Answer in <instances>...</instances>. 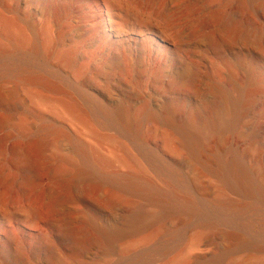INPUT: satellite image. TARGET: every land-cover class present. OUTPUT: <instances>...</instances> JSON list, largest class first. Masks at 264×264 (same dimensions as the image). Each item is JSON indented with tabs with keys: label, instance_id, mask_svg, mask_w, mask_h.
<instances>
[{
	"label": "bare ground",
	"instance_id": "6f19581e",
	"mask_svg": "<svg viewBox=\"0 0 264 264\" xmlns=\"http://www.w3.org/2000/svg\"><path fill=\"white\" fill-rule=\"evenodd\" d=\"M35 1L41 2L38 24L42 28L36 33L43 38L41 43L36 37L30 39L26 36L27 30L37 32L35 23L23 22V27L16 20L7 19L3 11H0V29L6 33L16 51L27 47L31 55L38 58L43 49L51 58L62 42V36L55 38L52 35L53 30L60 25L65 7L76 4L77 0H58L64 4L57 6L49 5L48 0ZM103 2L110 13L109 31L117 29L122 34L131 21L134 22L131 25L134 32L153 35L156 46L179 59L180 74L170 80L171 89L178 95L189 92L190 96H202L194 87L201 77L199 67L187 69L191 52L184 49L174 34L169 33L167 26L164 28L139 20L117 5V0ZM223 2L232 5V8L213 13L200 24L201 31L208 30L203 34L206 48L222 55L237 50L238 41L244 40V44L264 60V0ZM36 15H39L38 12ZM159 15L156 17L166 19L164 14ZM215 23H219L223 35L220 40L212 30ZM98 28L106 34L105 25L100 24ZM144 43L146 41L135 45L146 47ZM9 53L0 44V60L6 59ZM58 58L62 64H74L73 52H65ZM224 66L227 75L223 80L219 71L214 75L218 81L205 73V77L211 80L208 86L210 98L202 102L201 110L187 109L177 103L165 104L158 111L150 109L146 103L138 110L125 102L94 106L96 114L107 119L112 127L137 144L145 166L129 156L107 158L86 144L76 142L44 117H36L38 133L24 136L19 144L6 147V139L0 138V188L7 191L6 197L0 194V221L13 227L0 228L5 236L0 242L1 250L5 251L1 255L3 263L104 264L121 253L141 249L143 231L156 228L151 236L159 235L164 232L163 226L179 215L197 217L203 225L209 223L214 210L231 214L257 211L264 217V76L260 75L254 62L243 58L235 62L224 59ZM3 68L14 71L8 63L3 64ZM18 74L25 85L61 91L59 86L43 77L23 71H18ZM13 97L14 93L0 87V129L13 121L10 115ZM75 110V106L68 108L71 113ZM143 124L149 126V137L143 132ZM159 126L165 129L162 128L161 132ZM159 133L177 160L175 164L182 171H191L198 180L199 186L194 193L201 200L207 201L211 193L202 180L213 179L218 185V194L231 192L238 195L242 202L196 204L190 188L165 167L156 166L155 158L145 153V148L154 143ZM51 136L56 138L52 140ZM62 141L71 146L69 157H63L59 151L58 144ZM119 166L126 167L128 173L115 172ZM147 168L164 178L167 192H160L143 177ZM6 171L10 172V176L6 177ZM136 198L143 199L145 203H139ZM150 207H157L159 213L150 214ZM24 210L30 214L22 220L19 212ZM21 226L32 231L41 226L56 229L60 236L56 241L42 240L33 246L31 254L15 232ZM236 236L210 231L201 242H195L190 248L191 251L209 250L210 254H189L188 258L194 262L201 261V264H224L230 250L225 243L236 239ZM219 246L222 250L216 253L214 250ZM239 248L258 252L264 250L249 241H241Z\"/></svg>",
	"mask_w": 264,
	"mask_h": 264
},
{
	"label": "rangeland",
	"instance_id": "374dc122",
	"mask_svg": "<svg viewBox=\"0 0 264 264\" xmlns=\"http://www.w3.org/2000/svg\"><path fill=\"white\" fill-rule=\"evenodd\" d=\"M117 1V5L127 9L139 20L159 24L164 28L167 26L170 29L169 33L174 34L184 49L191 52L188 55L187 69L193 66L199 67L201 77L194 87L202 96H190L189 92L178 95L171 89L170 80L180 74L181 65L178 58L171 57L167 51L155 45L153 35L149 33L140 35L134 32L131 27L134 22L131 21L129 28L122 34H119L117 29L109 31L107 24L110 13L107 12L103 0H92L89 1L90 3L88 0H77L76 4L65 7L62 23L60 22V25L53 30L52 35L55 38L62 36V42L51 58L47 57L46 50L43 49L40 50L41 54L38 58L31 55L32 52L27 47H20L21 49L16 51L12 48L6 33L0 29L2 37L0 44L10 51L6 59L0 60V87L14 93L10 112L13 121L0 129V138L6 139V147L19 144L24 136L38 133L39 125L36 117H44L55 128L73 137L76 142L86 144L90 149L107 158L129 156L145 166L143 154L137 144L112 127L107 119L96 114L95 105L111 106L125 102L132 109L138 110L143 103H146L150 109L158 111L165 104L177 103L187 109L201 110L204 101L210 98L208 86L211 80L205 77V73L212 76L211 79L218 81L214 75L219 71L223 80L227 75L224 59L235 62L243 58L254 62L260 75L264 76V60L255 50L244 44V40L238 41L237 50L222 55L215 51L210 52L206 48L203 34L208 30L201 31L200 24L209 15L232 8V5H225L223 0ZM63 2L48 0L49 5L56 6L59 3L63 5ZM39 6H41L40 1L34 3L33 0H0V11L4 12L7 19L16 20L22 23L23 27V22L35 23L37 32L27 30L26 36L30 39L37 38L41 43L43 38L36 34L39 33V28H42L41 24H38L41 19ZM37 12L39 15H36ZM159 13L164 14L166 19L157 18L156 15ZM112 21L115 23L114 20ZM100 24L106 26L104 30L106 34L98 28ZM212 30L219 40L223 38L219 23H215ZM143 41H146V44L144 43L146 47L135 45ZM68 51L73 52V66L59 61L58 55ZM6 63L14 71L4 69L3 64ZM18 71L43 77L59 86L61 91L25 85L21 83L19 75L21 73L18 74ZM72 106L76 107L73 113L68 111ZM159 127L162 132L164 127ZM148 128L147 124H143V132L147 137L150 136ZM54 138L56 137L51 136L52 140ZM58 148L63 157L70 156L71 146L67 142L62 141L58 144ZM145 153L155 158L156 166L165 167L167 171L177 176L183 185L190 188L196 204H214L216 201L242 202V199L234 193L218 194V185L213 179L202 180L203 185L210 189L211 193L207 201L201 200L194 193L199 186L198 180L191 171H182L175 164L177 160L160 133L154 143L145 148ZM115 172L126 174L128 169L119 166L115 168ZM5 174L6 177L10 176L9 171ZM143 177L160 192H167L166 181L158 172L147 168ZM0 194L6 197L7 191L0 188ZM136 199L141 204L145 203L141 198ZM148 211L152 215L159 213L157 207H150ZM29 214L28 210H24L19 212V217L24 220ZM174 218L163 226L164 232L159 235L151 236V232L156 228L143 231L140 237V244L143 246L141 249L121 253L119 257H112L104 264H201V261H191L188 258L189 254L209 255V250L191 251L190 248L195 242H201L210 231L219 235H237L236 239H230L225 243L230 250L224 264H264V250L258 252L239 248L241 241L253 242L264 248V217L261 212L231 214L214 210V216L210 217L209 223L205 225L201 224L197 217L187 218L179 215ZM1 227L13 229L4 221H0ZM15 232L27 245L25 248L31 254L34 252L33 246L42 240L56 241L60 236L58 230L44 226L35 231L21 226L19 229L16 228ZM170 233L172 234L169 235ZM4 239L5 236L1 231L0 242ZM2 248L0 245V264H4L1 255L5 251L1 250ZM221 250L219 246L214 251L219 253Z\"/></svg>",
	"mask_w": 264,
	"mask_h": 264
}]
</instances>
